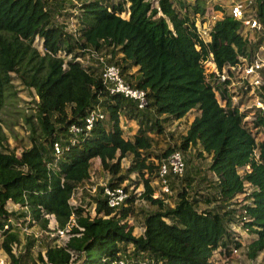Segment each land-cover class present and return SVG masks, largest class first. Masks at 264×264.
Wrapping results in <instances>:
<instances>
[{"label":"trees","instance_id":"trees-1","mask_svg":"<svg viewBox=\"0 0 264 264\" xmlns=\"http://www.w3.org/2000/svg\"><path fill=\"white\" fill-rule=\"evenodd\" d=\"M200 1L196 0L194 9H204ZM47 5L46 0H0V113L15 94L14 74L37 96V126L25 141L10 144L0 124V226L11 216L25 215L23 207L40 227L47 225L45 213H53L59 227L71 219L73 224L71 236L61 245L53 242L56 238L50 232L43 233L49 238L45 257L41 248L37 255L32 254L36 240L32 233L10 224L3 231L2 246L13 264H109L116 259L126 264L145 260L147 264H212L210 256L217 248L229 255L233 247L245 245L250 257L264 251V140L257 142L243 123L244 112L237 107L225 110L219 104L213 86L221 90L222 97L230 94L226 87L214 84L215 73L205 77L208 47L201 39L200 49L194 46L198 37L184 24L187 16L175 12L172 0L158 1L159 16L149 0H83L73 34L51 21ZM252 8L264 26V0H253ZM240 27L241 21L228 11L216 22L209 48L219 68L226 61L235 62L239 52L250 54L261 42V35L253 42L244 37ZM88 47L109 54L108 61L121 67L127 81L146 89L144 107L109 93L99 67L76 59ZM63 49L71 51L67 60L59 53ZM261 88L264 90V82ZM95 106L105 111V117L87 129L84 118ZM193 108L199 113L181 144L157 154V162L172 150L189 145H198L199 152L211 155L209 168L216 176L217 197L205 194L201 199L207 205L215 199L221 202L203 209L198 208L199 199L189 196L187 187L176 193L173 204L155 197L152 181L157 162L148 161L144 154L152 146L151 131L163 132V122L179 119ZM256 110L255 122L264 127V108ZM122 116L138 125L129 138L120 125ZM72 124L82 131L74 134ZM54 141L63 145L57 160ZM128 154L133 160L122 171L121 158ZM94 157L110 172L106 183L110 187L122 183L130 172L140 175L141 196L154 206L144 215L140 235H133V227L125 219L133 211L134 195L116 210L107 204L100 186L92 197V217L85 209L89 201L70 203L74 191L90 178ZM247 163L251 171L238 174L236 165ZM243 178L254 185V204L247 207L253 218L247 222L253 235L236 239L234 215L226 205L242 190ZM7 200L19 203L20 208L9 210ZM13 242L22 246L16 256L11 250Z\"/></svg>","mask_w":264,"mask_h":264},{"label":"built area","instance_id":"built-area-1","mask_svg":"<svg viewBox=\"0 0 264 264\" xmlns=\"http://www.w3.org/2000/svg\"><path fill=\"white\" fill-rule=\"evenodd\" d=\"M184 1H190L192 4L196 2V0ZM202 1L205 3V9L193 11V9L189 7L190 13L188 20L193 24V31L198 33V36L203 39L205 43L211 39L210 34L214 23L221 19L226 11L230 12L233 17L241 21V31L243 32L242 35L244 34V37L250 40L247 32L252 29L251 27H254L257 38L259 35L262 36V41L258 44V48L252 50L250 49V54L239 52L235 62L226 61L219 69L214 63V69L210 72L216 74V76H212V74L211 76L217 82L222 84V88H227L232 105L240 102L239 108H250V113H254L257 107L264 108V103L261 99V93H264L261 88V84L264 82V26L261 21L257 19L254 14H252V11H254V8H252L253 0ZM187 8L188 7L184 6L182 10L185 12ZM84 51L85 54L77 56L76 59L84 63V57L87 55L98 60L102 82L109 93L121 94L127 98L135 100L139 107L145 106L147 101L146 89L137 87L127 81L121 72L120 66L107 60L109 54L106 55L104 52H100L97 49L89 47L85 48ZM217 95L219 96L220 104L225 106L228 97H222L219 91H217ZM236 97L238 98L236 99ZM104 117L105 114L99 106L91 108L84 118L85 127L87 129L90 128L95 120ZM252 120L253 117L250 121H246L245 124H247L251 130L254 131L256 127L252 126ZM70 130L74 134H77L82 131V127L77 124H72L70 126ZM257 134L255 135L256 137ZM53 151L55 159L57 160L63 151V145L59 141H54ZM50 164L51 162H48L47 165L49 166ZM184 170L185 159L184 154L180 149H174L167 155L161 157L160 161L157 163L154 181L158 188L153 195L163 197L165 194L171 193L172 189L170 186V178L175 175H181ZM250 170L251 168L249 164L237 168V172L239 174H244L246 171ZM123 183L114 185L113 187L108 185H104L103 187V194L106 195L107 204L114 207L116 210L126 205L127 198L131 195L130 190L126 184ZM248 187H250V183L245 181L243 190L237 192L226 206L228 210L232 209L235 222L237 223L236 226L243 229L244 232L248 230L247 222L252 220V216L248 213L247 207L254 204V197L250 194ZM6 206L9 210H16L20 208L19 203H15L10 200L6 201ZM23 208L26 212L25 215L20 217L11 216L5 223L2 224V226H0V247L4 248L2 246L4 237L3 231H5L10 224L18 226L26 233H32L35 237L40 236L42 233L50 232L51 236L56 238L53 242L57 245L64 244V242L71 236L70 229L73 224V219H71V222H68L65 226L59 227L54 215L45 213L44 215L47 218L49 216L47 227H40L38 226V223H35L29 209L26 207ZM237 209L238 212L235 213ZM50 215L53 218L50 217ZM50 219H52L51 224H49ZM29 221L33 224L29 225ZM60 240H63V243H60ZM11 245L12 252L18 254L19 251L16 252L13 248L21 244L13 242ZM237 252L238 249L233 247L232 253ZM214 256L215 255L211 257V261ZM228 257L229 256H226L225 258L227 259ZM0 262L2 263L3 259H0ZM109 264H126V261L116 259L111 261ZM247 264H264V260L256 258L250 260Z\"/></svg>","mask_w":264,"mask_h":264},{"label":"rangeland","instance_id":"rangeland-1","mask_svg":"<svg viewBox=\"0 0 264 264\" xmlns=\"http://www.w3.org/2000/svg\"><path fill=\"white\" fill-rule=\"evenodd\" d=\"M83 0H46L47 9L51 15V21H54L57 24L63 25V30L68 33H76V25H77V17L76 13L79 10V5ZM205 5L203 1H200L199 5ZM194 8V7H193ZM123 16H127V13H122ZM249 34V38L251 41L257 39V35L255 33L254 27H251ZM243 32L241 31V34ZM244 36V34H243ZM37 45L41 47V43L38 41ZM59 53L65 57V59H69L71 57V51L66 52L65 49L59 51ZM84 65H93L98 66L99 64L97 60L91 56L84 57ZM204 75L206 78L210 76V71L214 69V59L212 55L209 53L208 58L204 60ZM135 68H133L134 70ZM14 90L15 94L13 97L9 98L7 103L1 110L0 113V124L2 125L3 130L7 135L8 142L19 143V140L25 141L28 133L37 126V118L35 116L36 113V104L35 100L37 96L34 92L33 88L27 87L22 84L18 75L14 74ZM217 97H219L217 95ZM238 97H236L237 99ZM223 101V100H222ZM221 101V102H222ZM199 113L198 109L189 110L184 116L179 119H173L163 122L164 130L163 132L151 131L150 135L152 137V146L144 152L147 154L148 161L157 162V154L163 153L168 147H179L181 144L186 131L193 120L194 116ZM161 117H164L162 115ZM254 117V113L245 114L243 120L250 121ZM120 125L123 128L125 137H130L137 129L138 125L135 120H130L122 116L120 118ZM257 140H264V131L261 130L257 134ZM184 154L185 159V170L183 174L180 176H174L170 178V182L172 185V193L165 195V200L173 204L175 200L176 193L181 190L183 187H187L189 196L195 197L200 200L198 202V208L203 209L205 207H209V205H217L219 199L212 200L209 205L204 202L201 198L206 195H216V176L214 172L209 168L211 163V155L205 152H199L198 145H189L186 149H181ZM19 153V152H18ZM133 160L132 154H128L121 158L120 165L122 171H125L129 167ZM91 175L88 180L84 182L83 185H79V187L74 191L70 198V203L73 205H84V201H89V204H85L86 211L90 214V216H94V203L92 202V197L98 191L100 186H103L107 183L108 178L110 176V172L107 169H104L100 164V158L94 157L91 159ZM147 173H145V176ZM141 180L140 175L133 171L130 172L129 176L123 181V184H127L131 194L134 195V201L132 203L133 211L129 213V215L125 218L126 221L132 225L133 230L132 233L134 236H138L143 231V220L144 215L151 211L154 206L151 205L148 201H146L142 196L141 192L144 190L143 182ZM155 180V179H154ZM154 180L152 181L154 183ZM189 182V183H188ZM189 184V186H187ZM202 193V194H200ZM84 203V204H83ZM238 212V209L235 213ZM50 217H52L50 215ZM49 218V216H48ZM53 218V217H52ZM52 223V219H50L49 224ZM41 224L39 223L38 226ZM233 230L241 235V237H248L251 235L249 231H243L241 228H236L235 225L232 226ZM236 234L235 238L238 239L239 235ZM51 237V236H50ZM49 241V238L44 237V235H40L36 237L35 245L32 249V254L37 255L38 250L41 248L42 255L46 253L45 244ZM60 243H63V240H60ZM245 243V242H244ZM21 245H17L13 248L14 251L18 252L21 249ZM23 249V248H22ZM259 257L264 260V251L259 252ZM16 256V254L14 253ZM224 251L218 252L215 254L212 260V264H245L244 261H247L250 256L246 254V246L242 245L238 253L235 255L229 256L227 259ZM0 259H3V262L0 264H12L11 255L5 250V248L0 247ZM79 262V261H78ZM74 264H77L74 263ZM141 264H147L146 260Z\"/></svg>","mask_w":264,"mask_h":264},{"label":"clouds","instance_id":"clouds-1","mask_svg":"<svg viewBox=\"0 0 264 264\" xmlns=\"http://www.w3.org/2000/svg\"><path fill=\"white\" fill-rule=\"evenodd\" d=\"M149 1H151V6L152 7H156L157 9H158V11H157V14H156V16H159V15H161L162 14V12H161V9H160V7H159V5H158V1L159 0H149ZM181 1V3H179L178 2V0H172V8L175 10V12L177 13H179V15L180 16H183V15H186L187 16V18H185V21H184V24L185 25H187L192 31H193V24L192 23H190L189 22V13H190V10H189V7H191L192 9H193V11H197L196 9H194L193 8V4L190 2V1H184V0H180ZM202 1V0H201ZM204 2V1H203ZM184 6H186V7H188L187 8V10L184 12L183 10H182V8L184 7ZM204 9H205V5H204ZM223 18V17H222ZM221 18V19H222ZM220 20V19H219ZM218 21V20H217ZM216 21V22H217ZM216 22L214 23V25H213V27H212V30H211V34H210V37H211V39H212V35H213V29H214V26H215V24H216ZM169 25H170V27H172V22L169 20ZM242 25V24H241ZM241 28L242 27H240V29H239V31L241 30ZM194 32V31H193ZM195 33V36L197 35V37H198V41L197 42H195V44H194V46L197 48V49H200V43H199V40L201 39L199 36H198V33H196V32H194ZM211 39L207 42V43H205V41L203 40V39H201L205 44H206V46L208 47V53H210L211 55H212V58H213V53H212V50L209 48V42L211 41ZM261 39H262V37H261ZM257 40V39H256ZM255 40V41H256ZM262 41V40H261ZM258 48V47H257ZM69 52V51H68ZM242 53V52H241ZM61 55V54H60ZM97 60V59H96ZM108 60V59H107ZM66 61V60H65ZM97 62H98V60H97ZM214 63H215V61H214ZM84 64V63H83ZM98 64H99V62H98ZM65 65V64H64ZM215 65H216V63H215ZM216 67L219 69V67L216 65ZM121 68V67H120ZM99 69H100V67H99ZM122 72V71H121ZM101 76V75H100ZM102 79V78H101ZM214 80V84L215 83H217V85H219V86H221L220 88H222V84L221 83H219V82H217L215 79H213ZM213 83V81L211 82V84ZM213 84V85H214ZM136 86V85H135ZM213 90H214V92H215V95H216V97H217V91H219L220 92V94H221V90L218 88V87H215V86H213ZM264 91V90H263ZM264 93H261V99H262V101H263V95ZM217 100H218V102H219V104H220V99H219V97H217ZM229 100V101H228ZM228 100H227V102L229 103V104H227V102H226V104H225V106H223V105H221L225 110L229 107V108H235V107H237V109H238V111H241V112H244V115H243V117H242V121H243V123H246V121L245 120H243V118H244V116H245V114H247V113H250V111H251V109L250 108H242V109H240L239 108V103H236V104H233L232 105V103H231V100H230V98L228 97ZM263 103H264V101H263ZM102 110V109H101ZM103 111V110H102ZM257 110H255V112H256ZM103 112H105V111H103ZM254 112V117H253V120H252V122H253V127H256V129L254 130V131H252L251 130V128H250V130H251V133L253 134V136L255 137V139H256V141L257 142H260V141H258L257 140V137L255 136L258 132H260L261 130H263L264 131V127L262 126V125H260V124H258V123H256L255 122V117H256V113ZM86 117V116H85ZM96 121V120H95ZM86 128V127H85ZM258 150H259V148L258 147H256V149H255V155L257 156V153H258ZM61 156V155H60ZM158 163V162H157ZM247 164H249V163H247ZM246 165V164H245ZM245 165H242V166H245ZM242 166H237L236 165V172H237V168L238 167H242ZM249 166H250V168L252 169V167H251V165L249 164ZM251 171V170H250ZM247 172V171H246ZM238 173V172H237ZM183 174V173H182ZM181 174V175H182ZM239 174V173H238ZM246 173H244V174H241V175H245ZM176 176V175H175ZM174 177V176H173ZM154 179H155V177H154ZM155 181V180H154ZM245 181H248L246 178H243V180H242V182H243V187H244V182ZM249 183H250V187H248L249 188V190H250V194L252 195V190H253V188H254V185L250 182V181H248ZM123 183V182H122ZM153 183V182H152ZM120 184V183H119ZM105 185H107V184H105ZM153 185H154V187H155V191H156V189L158 188L157 187V185L155 184V182L153 183ZM126 186H127V184H126ZM103 187H104V185H103ZM128 187V186H127ZM129 189V188H128ZM172 189V188H171ZM242 190H243V188H242ZM242 190H240V191H242ZM155 191H154V193H155ZM240 191H238V192H240ZM131 192V191H130ZM153 193V194H154ZM171 193H172V191H171ZM170 194V193H169ZM132 195V194H131ZM130 195V196H131ZM165 195H167V194H165ZM165 195L162 197V198H164L165 199ZM129 196V197H130ZM155 196V195H154ZM155 197H160V196H155ZM254 197V196H253ZM127 204H128V198H127ZM126 204V205H127ZM125 206V205H124ZM227 206V205H226ZM123 207V206H122ZM93 208H95V205H94V207ZM119 210V209H118ZM48 214H53V213H48ZM54 215V214H53ZM95 215V214H94ZM55 217V216H54ZM56 219V218H55ZM253 219V218H252ZM57 221V220H56ZM48 223V222H47ZM236 222L235 223H233L232 224V226L233 225H235V227L236 228H238L237 226H236ZM57 225H58V223H57ZM248 225V224H247ZM65 226V225H64ZM46 227H47V225H46ZM240 228V227H239ZM247 231H249V225H248V230ZM250 232V231H249ZM251 233V235H253V233L252 232H250ZM43 234V233H42ZM41 234V235H42ZM238 234V233H237ZM239 235V237H241V235L240 234H238ZM250 235V236H251ZM52 237V236H51ZM241 238H245V237H241ZM69 239V238H68ZM239 248L240 247H238L237 249L239 250ZM19 251H20V249H19ZM219 252V248H217V249H215V250H213L212 251V254H211V256H210V262L212 263V261H211V257L213 256V255H215L216 253H218ZM215 253V254H214ZM238 253V252H237ZM237 253H232V250H231V253L229 254V255H226V256H231V255H235V254H237ZM17 255V254H16ZM259 255L260 254H256L254 257H251V258H249L247 261H244L243 263H245V264H247L250 260H253V259H256V258H261V257H259ZM43 256H44V254H43ZM46 256V255H45ZM44 256V257H45ZM262 259V258H261ZM263 260V259H262ZM113 261V260H112ZM110 263V262H109Z\"/></svg>","mask_w":264,"mask_h":264},{"label":"crops","instance_id":"crops-1","mask_svg":"<svg viewBox=\"0 0 264 264\" xmlns=\"http://www.w3.org/2000/svg\"><path fill=\"white\" fill-rule=\"evenodd\" d=\"M207 205V204H206ZM94 209V211H95V208H93ZM94 214H95V212H94ZM144 228V227H143Z\"/></svg>","mask_w":264,"mask_h":264}]
</instances>
